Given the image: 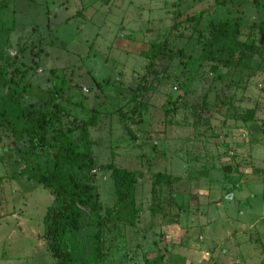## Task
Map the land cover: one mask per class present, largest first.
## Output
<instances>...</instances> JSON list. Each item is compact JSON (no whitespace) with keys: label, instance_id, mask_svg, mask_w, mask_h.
<instances>
[{"label":"rangeland","instance_id":"obj_1","mask_svg":"<svg viewBox=\"0 0 264 264\" xmlns=\"http://www.w3.org/2000/svg\"><path fill=\"white\" fill-rule=\"evenodd\" d=\"M8 54L17 64L0 87V264L57 261L43 238L53 196L13 176L58 156L48 146L20 163L22 115L37 108L50 127L89 123L97 204L69 238L75 261L99 240L98 264H264V0H9ZM118 170L135 184L108 219Z\"/></svg>","mask_w":264,"mask_h":264},{"label":"trees","instance_id":"obj_2","mask_svg":"<svg viewBox=\"0 0 264 264\" xmlns=\"http://www.w3.org/2000/svg\"><path fill=\"white\" fill-rule=\"evenodd\" d=\"M9 0H0V5H7ZM226 0H215V4H224ZM198 20L200 14L189 17ZM215 30L222 33L217 21H212ZM212 25V26H213ZM156 54H153L155 57ZM16 57L14 54L0 55V87L9 90L14 81L16 71ZM54 98L57 99L63 92L62 83L55 85ZM16 95L6 93L5 99H14ZM31 109L30 112L23 113V118L27 123V133L29 135L27 143L23 146L19 154V160L23 168L30 167V161L36 156L38 150L48 146L57 149V157L51 166L45 170L35 173L14 172L15 178L26 176L47 189L53 196V204L47 208L44 216L43 238L45 245L54 257L57 258L55 264H98L103 259V249L100 241L94 243V249L90 257L75 261L72 257V250L68 247L70 236L74 235L82 228L83 212L85 207L96 206L94 199V187L90 183V171L96 166L89 139L88 122L71 123L70 125H60L54 128L51 126L52 117H48L44 111ZM50 129L53 135L48 136ZM80 130L76 138V143L71 137V133ZM116 200L111 208L107 210V218H114L120 209L131 198V193L135 180L131 172L118 170L115 174Z\"/></svg>","mask_w":264,"mask_h":264},{"label":"crops","instance_id":"obj_3","mask_svg":"<svg viewBox=\"0 0 264 264\" xmlns=\"http://www.w3.org/2000/svg\"><path fill=\"white\" fill-rule=\"evenodd\" d=\"M252 206H254V204L252 203ZM260 216V212H259V215H258V217Z\"/></svg>","mask_w":264,"mask_h":264}]
</instances>
